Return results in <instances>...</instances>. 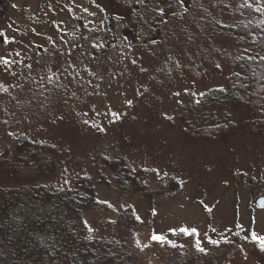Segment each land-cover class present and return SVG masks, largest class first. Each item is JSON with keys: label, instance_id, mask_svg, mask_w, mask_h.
<instances>
[{"label": "rangeland", "instance_id": "374dc122", "mask_svg": "<svg viewBox=\"0 0 264 264\" xmlns=\"http://www.w3.org/2000/svg\"><path fill=\"white\" fill-rule=\"evenodd\" d=\"M214 2L0 0V148L27 135L56 154L41 181L91 176L85 226L145 248L133 264L191 250L216 253L212 264H264V136L234 117L226 139L195 138L181 114L186 94L225 85L233 68ZM117 170L139 190L118 188ZM123 213L129 229L115 222Z\"/></svg>", "mask_w": 264, "mask_h": 264}, {"label": "trees", "instance_id": "16d2710c", "mask_svg": "<svg viewBox=\"0 0 264 264\" xmlns=\"http://www.w3.org/2000/svg\"><path fill=\"white\" fill-rule=\"evenodd\" d=\"M228 3L215 0L211 24L227 30L235 50L233 68L225 85L186 94L181 114L197 129L190 133L195 138L226 139L237 128L234 117L264 136V5L260 0H238L234 8ZM217 109L225 121L216 122ZM211 126L223 129L213 132ZM12 150L0 148V264H133L144 255L145 248L129 238L88 232L83 215L95 202L91 176L80 174L71 186L41 181L55 170L51 144L23 135ZM115 173L118 188L125 180L139 190L133 172ZM122 216L125 220L115 222L129 229L126 213ZM190 252L177 253L166 264H212L216 254Z\"/></svg>", "mask_w": 264, "mask_h": 264}, {"label": "snow or ice", "instance_id": "6c2138e0", "mask_svg": "<svg viewBox=\"0 0 264 264\" xmlns=\"http://www.w3.org/2000/svg\"><path fill=\"white\" fill-rule=\"evenodd\" d=\"M0 35H3L2 33H0ZM2 62L4 63V64H8L9 63V61L7 60V59H3L2 60ZM130 103V102H129ZM113 115H115L117 118H119L118 117V114H113ZM102 130V129H101ZM184 231H187L186 229L184 230ZM192 231H195V229H193ZM153 239H156V240H160V239H162V237H160V236H153ZM262 243H264V241H262Z\"/></svg>", "mask_w": 264, "mask_h": 264}, {"label": "water", "instance_id": "95a60500", "mask_svg": "<svg viewBox=\"0 0 264 264\" xmlns=\"http://www.w3.org/2000/svg\"><path fill=\"white\" fill-rule=\"evenodd\" d=\"M255 203L259 207H264V195L256 198Z\"/></svg>", "mask_w": 264, "mask_h": 264}, {"label": "flooded vegetation", "instance_id": "af4514ba", "mask_svg": "<svg viewBox=\"0 0 264 264\" xmlns=\"http://www.w3.org/2000/svg\"><path fill=\"white\" fill-rule=\"evenodd\" d=\"M69 35L71 36V33H69Z\"/></svg>", "mask_w": 264, "mask_h": 264}]
</instances>
